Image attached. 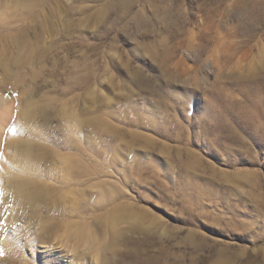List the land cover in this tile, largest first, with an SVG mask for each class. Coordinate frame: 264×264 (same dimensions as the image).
<instances>
[{"label":"rangeland","instance_id":"374dc122","mask_svg":"<svg viewBox=\"0 0 264 264\" xmlns=\"http://www.w3.org/2000/svg\"><path fill=\"white\" fill-rule=\"evenodd\" d=\"M125 4L85 31L90 0H0V262L264 264V0Z\"/></svg>","mask_w":264,"mask_h":264},{"label":"bare ground","instance_id":"6f19581e","mask_svg":"<svg viewBox=\"0 0 264 264\" xmlns=\"http://www.w3.org/2000/svg\"><path fill=\"white\" fill-rule=\"evenodd\" d=\"M19 1L23 2V3H26L29 0H19ZM90 3H93L94 5H89L88 7H80L81 10H80V14L79 15H81V16H79L78 19L72 21L69 24V26L67 27L68 30L71 29L72 27L73 28L74 27H79V29L81 28V29H83L85 31L91 30V29H93L95 27L96 28H100L104 21H108L110 19L111 15L110 16H108V15L110 14V12L113 11V10L110 11L111 7H114V8L118 7L120 9H123V7L126 6L125 0H90ZM106 24H109V22H106ZM108 32H107V34H108ZM79 33H80V31L78 32V34ZM105 35H106V33H105ZM18 42H19V40H18ZM23 114H24V120L23 121H24V123H26L25 125L30 127L31 121H32L33 116H34L32 110L31 109H29V110L27 109V111H25V113H23ZM94 121H96V120H92L90 122L95 124ZM20 146L22 147V144ZM24 147H25V145H24ZM36 147H38V146H36ZM22 149H21V153L20 154H19L20 150H18V152H16V153H17V155L19 154V160H21L23 162V164L21 163V166H19V167L17 166L18 168H16V170L17 169L20 170L21 171L20 173L24 174V175L20 176L19 175L20 173L19 174L18 173L15 174L14 175L15 177H17L19 175L22 178L15 179L14 182H11L12 187H13V192L15 193V196L18 198V202L17 203L19 205H18V209H17V218L18 219L23 218L26 215L25 212H27V210H30V208H31L29 215L28 216L26 215L28 221L26 223H24V226H23L22 232H21V236H23L31 228L32 223L37 219L38 216H40L38 211H37V209H36L37 203L41 199H44L46 197H47L46 199H48V194H49V189H47L45 185L41 184L40 182H36V181H33V180L31 181L30 177L32 176L33 173L35 174V172H36V170L34 168H33V171L35 170V172H32L30 177L26 178V174H25L26 170L27 171L29 170L31 172L32 169L29 168V166L32 167V163L34 161H36L37 159L41 160L44 155H42L41 151H39L40 149L39 150L37 149L39 152L36 153L35 146L32 149L28 148V147L27 148L25 147L23 150ZM16 153H15V155H16ZM44 203H45L44 205L46 207V210H48V211L51 210L52 206L49 205V200L44 202ZM55 206H56V203H55ZM111 218H112L111 219V224H113V225H115L116 220H122L124 218L135 219L134 217L129 216L125 212L122 213V215H117V214L115 215L114 214ZM8 223H10V222H8ZM73 224H75V223H73ZM43 231H44L43 234L40 235L37 238V240H39L40 243L45 244V243L48 242V240H49L51 235L49 236V230L48 229L44 228ZM73 233H75L76 236L81 237V241H82L83 245L86 243L87 239H88V241H89V239L93 240L91 234L88 233V232H84V229L81 227V225H76ZM82 243L80 244L81 246H82ZM77 246H79V245L77 244ZM77 246H75V247H77ZM83 248H82V250H83ZM79 249H81V248H79ZM11 261H12L11 259H5L4 261H2V259H1L0 264H6L8 262L11 263ZM94 264H95V262H94Z\"/></svg>","mask_w":264,"mask_h":264}]
</instances>
